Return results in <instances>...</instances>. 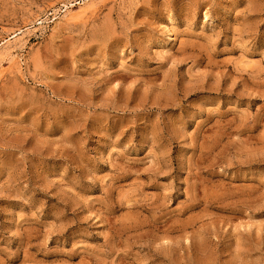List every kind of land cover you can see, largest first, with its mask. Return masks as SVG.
I'll use <instances>...</instances> for the list:
<instances>
[{"label": "rangeland", "instance_id": "rangeland-1", "mask_svg": "<svg viewBox=\"0 0 264 264\" xmlns=\"http://www.w3.org/2000/svg\"><path fill=\"white\" fill-rule=\"evenodd\" d=\"M0 264H264V0H0Z\"/></svg>", "mask_w": 264, "mask_h": 264}, {"label": "bare ground", "instance_id": "bare-ground-1", "mask_svg": "<svg viewBox=\"0 0 264 264\" xmlns=\"http://www.w3.org/2000/svg\"><path fill=\"white\" fill-rule=\"evenodd\" d=\"M81 8V7H80Z\"/></svg>", "mask_w": 264, "mask_h": 264}]
</instances>
